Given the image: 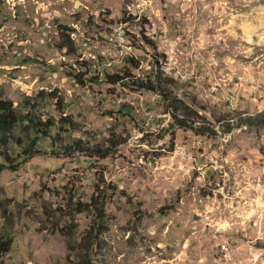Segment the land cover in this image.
Returning <instances> with one entry per match:
<instances>
[{"label": "rangeland", "instance_id": "rangeland-1", "mask_svg": "<svg viewBox=\"0 0 264 264\" xmlns=\"http://www.w3.org/2000/svg\"><path fill=\"white\" fill-rule=\"evenodd\" d=\"M121 22L134 74L178 80L215 133L175 126L159 95L107 84L126 59L100 51L102 32L117 55ZM0 100L57 121L48 136L15 131L33 154L0 155V264H264V0H0ZM115 138L104 159L76 148ZM99 181L111 186L101 224L69 203Z\"/></svg>", "mask_w": 264, "mask_h": 264}, {"label": "trees", "instance_id": "trees-1", "mask_svg": "<svg viewBox=\"0 0 264 264\" xmlns=\"http://www.w3.org/2000/svg\"><path fill=\"white\" fill-rule=\"evenodd\" d=\"M144 25V24H143ZM145 26V25H144ZM143 41L148 47L155 50L156 45L153 41L147 38V31L142 27L139 30ZM131 41L136 45L135 36L128 32ZM72 40V38H71ZM96 46V45H95ZM98 50V49H96ZM94 56V54H93ZM102 63H108V59L102 54H97L96 58ZM154 60L157 65H159L160 56L154 54ZM122 63H125V67L122 68L119 73H107L105 75V80L107 84L112 85H124L133 89H144L161 97L163 105L165 107L166 113H169L173 124L180 129L190 130L196 135L204 136L206 134L215 133L214 127L211 124L207 123L206 119L200 114L199 108H194V106L189 105L179 96V92L176 93V90L179 91L182 84L173 78H169L164 74L163 70H159L154 75L153 79L147 77L146 79L138 78L134 74V70L140 68V63L137 62L135 58H128ZM114 63V64H122ZM110 67V66H109ZM81 68L84 70L81 72L80 78L84 75L86 76L89 72L88 64L86 62H81ZM99 78H92L93 81L98 80ZM79 81H81L78 78ZM43 95L41 97H52L57 98L54 93H47L42 91ZM60 104V102H59ZM59 112L62 114V105H59ZM61 124H66L73 126V122L69 117L60 119ZM57 124V121L53 117H49L47 120L42 121L38 116L35 110V106L31 103H28L23 108L16 106L11 101L0 100V155L4 157L5 161H10V144H14L16 147L20 148L23 155H31L34 153L33 145L26 143L24 146V140L18 136L15 131L17 129H22L23 132H33L36 134V137L48 136L50 130L54 128ZM233 129L231 123L226 125V132H229ZM37 139V138H36ZM109 148H87L86 146H79L76 144L78 151L82 153H89L91 156H99L101 159H104L110 156L113 153V149L121 144L119 138H115L109 142ZM97 195L93 194L89 200H84L78 198L70 199V204L75 203V210L77 213H83L86 211H91L95 213L96 222L99 224L103 223L105 220V209L104 207L107 204L108 191L111 190V186L106 184L105 181H99L96 186ZM73 206L71 205V208ZM103 228L102 225H100ZM90 240V237L88 238ZM9 241L0 239V254L2 257L9 251L10 244ZM88 243V242H87Z\"/></svg>", "mask_w": 264, "mask_h": 264}, {"label": "built area", "instance_id": "built-area-1", "mask_svg": "<svg viewBox=\"0 0 264 264\" xmlns=\"http://www.w3.org/2000/svg\"><path fill=\"white\" fill-rule=\"evenodd\" d=\"M122 33H126V28L122 27V22H121V23H118V40H117V42H118V54L117 55H110L108 52V43L109 42L107 39V30L102 32V35L104 38V50H100V51H105V56H119V63L121 62L122 59L130 58L129 57V47H135L134 43L130 39H129L128 45H121V34ZM95 50H96V48H95ZM93 54H97V51H95ZM108 66H111V65H108Z\"/></svg>", "mask_w": 264, "mask_h": 264}, {"label": "bare ground", "instance_id": "bare-ground-1", "mask_svg": "<svg viewBox=\"0 0 264 264\" xmlns=\"http://www.w3.org/2000/svg\"><path fill=\"white\" fill-rule=\"evenodd\" d=\"M125 23H126V22H125ZM117 26H118V25H117ZM117 28H118V27H117ZM112 34H113V33H112ZM132 34H133V33H132ZM123 36H124V35H123ZM109 37H110V39H109ZM126 37H127V36L125 35V37L122 38V40H121V45H125ZM107 39L111 41V31L107 32ZM110 41H109V42H110ZM108 52H109L110 55H112V54H111V50L108 51ZM129 54H130V50H129ZM108 57L111 59V56H108ZM115 57H116V56H115ZM110 59H109V60H110Z\"/></svg>", "mask_w": 264, "mask_h": 264}]
</instances>
